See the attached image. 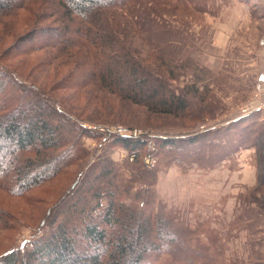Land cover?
I'll return each mask as SVG.
<instances>
[{
    "label": "rangeland",
    "instance_id": "1",
    "mask_svg": "<svg viewBox=\"0 0 264 264\" xmlns=\"http://www.w3.org/2000/svg\"><path fill=\"white\" fill-rule=\"evenodd\" d=\"M20 3L0 14V78L4 74L16 84L11 88L24 85L50 99L77 132L88 131L78 136L83 151L41 185L13 194L0 180V256L29 251L50 227L66 220L59 211L50 225L56 203L64 195L68 201L77 197L68 189L88 170L87 181L94 183L103 159L120 187L119 200L170 220L168 235L160 233L157 242L173 244L152 252L146 264H264L260 2L126 0L105 10L107 25L121 32L115 34V47L159 73L176 93L187 90L188 109L178 116L149 111L93 81L87 76L93 51L82 39L64 53L39 46V31L62 22L58 0ZM129 13L139 16L147 31H132ZM235 18L236 34L219 49L218 28L234 31ZM250 104L259 109L242 114ZM117 127L140 132L149 145L130 151L108 131ZM191 136L199 139H180ZM160 137L172 138L174 145L157 151L153 143ZM107 203L102 195L86 221L97 219ZM77 218H68L71 226Z\"/></svg>",
    "mask_w": 264,
    "mask_h": 264
},
{
    "label": "trees",
    "instance_id": "2",
    "mask_svg": "<svg viewBox=\"0 0 264 264\" xmlns=\"http://www.w3.org/2000/svg\"><path fill=\"white\" fill-rule=\"evenodd\" d=\"M16 1L23 2L0 0V14L14 8ZM125 1L58 0L62 22L47 28L49 30L39 31V40L43 43L39 46H50L64 53L70 50L67 46L82 39L90 52L93 51L87 76L101 87L152 112L183 114L188 109L187 90L176 93L159 73L124 48L114 46L115 34L121 32L107 25L105 10ZM138 18L130 14L129 22L133 25L130 29L147 31L141 28ZM152 29L154 21L149 24V30ZM98 53L100 57H96ZM12 82V78L4 74L0 78V180L11 193L21 194L41 185L73 161L83 151L78 136L88 130L83 127L77 132L54 102L24 85L19 90L11 88ZM4 89L7 90L4 92ZM114 136L113 140L130 151L149 145L145 135ZM180 139L192 143L199 138ZM153 144L159 151L174 145V141L160 137ZM110 174V166L102 159L94 183L87 181L92 177L90 170L81 181L78 182L77 177L68 189L72 197H77L70 196L69 201L65 195L61 197L54 208L56 217L53 216L49 223L55 224L59 211L67 215L66 220L50 227L49 235L34 243L29 251L17 249L4 253L0 256V264H146L152 252L162 247L169 249L173 242L157 240L162 238L160 233L168 235L170 220L119 200L120 187L112 183ZM79 190L82 194H75ZM102 195L108 197L107 206L95 214L97 219L87 222ZM75 216L79 219L71 226L68 218ZM164 227L166 232H160Z\"/></svg>",
    "mask_w": 264,
    "mask_h": 264
},
{
    "label": "crops",
    "instance_id": "3",
    "mask_svg": "<svg viewBox=\"0 0 264 264\" xmlns=\"http://www.w3.org/2000/svg\"><path fill=\"white\" fill-rule=\"evenodd\" d=\"M249 1H253V3H257L258 2V4H259V2H260V5L262 6V8L264 9V0H248V2ZM246 2V1H245ZM247 3V2H246ZM251 3V2H250ZM245 18V17H244ZM246 20V19H245ZM245 20L243 21H241L240 22V24H242V23H245ZM263 20H264V16H263ZM249 22H250V20H248ZM235 24H236V18H235V21H234V31H229V30H226L225 28H218V31L216 32V35H215V38H216V41H219L218 43H217V45H218V47H220L219 49H221V48H225V47H228L229 45H228V39L232 36V35H234V34H236V30H235V28H236V26H235ZM258 35H256V36H252V37H255V39L256 38H258L257 37ZM261 38H264V30H263V35L260 37V39ZM259 39V40H260ZM260 45V44H259ZM261 46V45H260ZM258 50H260V58L262 57V59H264V46L263 47H258ZM264 69V68H263ZM258 79H259V81H258V83L260 84V88H261V90H260V95H261V100L263 101V103H264V71H263V74H258ZM263 111H264V108H263Z\"/></svg>",
    "mask_w": 264,
    "mask_h": 264
},
{
    "label": "built area",
    "instance_id": "4",
    "mask_svg": "<svg viewBox=\"0 0 264 264\" xmlns=\"http://www.w3.org/2000/svg\"><path fill=\"white\" fill-rule=\"evenodd\" d=\"M259 44L262 46V45H264V38H262L261 40H260V42H259ZM256 105V104H255ZM258 106V105H257ZM257 106H252V104H250L249 106H247V107H245V108H243V110L241 111V113L242 114H247V113H249V112H251V111H254V110H257V109H259V106L257 107ZM108 131H110V132H112V133H115V134H117V135H120V136H126V137H130V136H132V137H136V136H140L141 135V133L140 132H138V133H136V131H133V132H130V131H128V130H126L125 128H122V127H117L116 129H113V130H108ZM101 132H103V130H101Z\"/></svg>",
    "mask_w": 264,
    "mask_h": 264
}]
</instances>
